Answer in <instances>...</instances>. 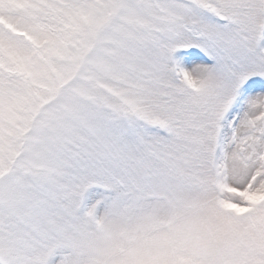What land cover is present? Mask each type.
I'll return each mask as SVG.
<instances>
[{"label": "snow or ice", "instance_id": "obj_1", "mask_svg": "<svg viewBox=\"0 0 264 264\" xmlns=\"http://www.w3.org/2000/svg\"><path fill=\"white\" fill-rule=\"evenodd\" d=\"M0 264H264V0H0Z\"/></svg>", "mask_w": 264, "mask_h": 264}]
</instances>
